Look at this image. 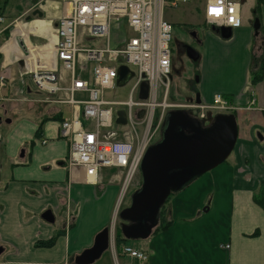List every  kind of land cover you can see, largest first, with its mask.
Masks as SVG:
<instances>
[{
    "label": "crops",
    "instance_id": "obj_1",
    "mask_svg": "<svg viewBox=\"0 0 264 264\" xmlns=\"http://www.w3.org/2000/svg\"><path fill=\"white\" fill-rule=\"evenodd\" d=\"M255 1L257 9L262 6L260 11L264 12V0ZM6 4L7 0L4 4L0 0L2 23L5 20L3 13ZM39 6L42 16H33L32 12ZM54 9V4L40 5L39 0H26L25 10L0 27V30L4 29L0 32V76H4L5 81V86H0V125L11 124L20 107L26 108L37 123L27 125L26 135L22 136L25 139H9V135L4 136L0 131V264H74V257L91 247L88 246L92 235L104 228L98 213L97 216L94 215L93 225L89 230L79 231L82 204L89 202V196L93 195L104 203L103 197L107 194L110 207L115 203L120 189V185L116 183H119V169L113 168L116 173L107 181L113 185H102V177L101 182L94 185L84 182L81 169L68 167L69 142L59 136V124L63 119L71 117V108L67 104L47 101V96L35 89L28 75L19 78L22 68L20 57L24 49L12 34L14 25L36 33L30 34L28 42L35 45L37 50L31 45L29 49L33 55L41 53V60L47 64H53L51 52L56 39ZM256 18L259 23L257 34L253 30ZM250 22V28L243 27L242 21L239 27L230 28L231 35L228 38L220 35L221 29L227 27L206 25L203 33L204 53L202 39L203 43L197 51L198 58L194 61L198 60L196 64L199 68L205 55L210 54L205 59V65L210 68L204 71L201 80L198 77L187 80L193 81L194 94H199L201 102L210 104L213 96L220 94L234 107L232 114L235 115L237 130L234 147L219 164V170H210L216 182L215 174L218 176V187L214 186L212 194L213 203L216 204L218 200L229 203L224 219L226 229L219 238L215 236L211 241L207 237L202 240L200 236L198 240L191 235L192 240L186 246L178 238V235L186 238L190 234L184 229L186 223L176 225V219L183 215L181 209L188 207L180 198L185 193H181L169 200L164 212V220L169 223L168 226L156 231L162 221L159 217V223L151 233L155 236L150 238V235L137 248L146 253L145 261L119 251L115 263L110 249V237L113 236L115 244L118 225L113 231L112 221L109 225V250L106 249L93 264H264V208L259 202L264 198V57L261 80L256 84H251L250 81L251 48L255 36L261 47L257 55L264 56V21L260 22L256 16ZM31 38L37 43H32ZM174 61L172 54V68L173 65L176 67ZM85 76L88 77L89 73ZM173 77L176 79L173 91L180 96L183 92L179 79L182 78L180 74L173 73L170 76L168 95ZM75 97L85 98L86 94L77 93ZM190 112L196 116L194 111ZM217 113L227 112L212 111L208 117ZM203 121L207 123V120ZM18 148L22 150L15 154ZM128 199L130 202V195ZM46 211L53 216L52 222L41 217ZM54 236L56 239L52 246H37V241ZM174 242L176 246L173 245ZM135 246L132 247L136 248ZM97 261L100 263H96Z\"/></svg>",
    "mask_w": 264,
    "mask_h": 264
},
{
    "label": "built area",
    "instance_id": "obj_2",
    "mask_svg": "<svg viewBox=\"0 0 264 264\" xmlns=\"http://www.w3.org/2000/svg\"><path fill=\"white\" fill-rule=\"evenodd\" d=\"M188 1L191 0H40V5L54 4L55 7L53 64H47L41 60V53L33 55L29 49L31 45L37 50L28 42L30 34L36 33L14 25L12 34L20 37L24 49L20 57L22 68L19 78L28 75L35 89L47 96V101L67 104L72 110L71 117L59 124V136L69 142L68 167L81 169L84 182L94 185L101 182L103 168L122 171L123 176L122 172L119 174L122 185L118 204L123 201L129 182L138 171L143 154L167 109H190L199 118L206 117L211 111L234 110L228 99L220 94H215L210 104L168 101L172 29L164 18V10L177 8ZM195 1L200 3L205 24L229 28L240 26V9L236 0ZM213 7H220L219 16L211 13ZM2 22L0 17V24ZM118 26L122 29L127 27L131 35L124 36L120 32L112 47L111 30ZM92 40H98L99 46H84L85 41ZM120 66H126L133 72L126 82L132 83L129 99L107 100L104 92L117 85ZM143 81L148 85L147 97L140 99ZM0 86H5L4 76H0ZM77 93H85L86 97L76 98ZM134 94L137 95L136 100ZM120 109L125 112L124 125L129 127L119 134L110 129L114 124L121 126L115 122L116 112ZM141 110L143 113L138 117ZM138 126L143 130L138 131ZM110 238V248L116 258L113 236ZM121 252L140 261L147 259L144 251L132 246H123Z\"/></svg>",
    "mask_w": 264,
    "mask_h": 264
},
{
    "label": "water",
    "instance_id": "obj_3",
    "mask_svg": "<svg viewBox=\"0 0 264 264\" xmlns=\"http://www.w3.org/2000/svg\"><path fill=\"white\" fill-rule=\"evenodd\" d=\"M32 15L41 17L42 13L35 9ZM258 27L256 18L253 23L255 34L258 33ZM220 35L223 38L230 37V28L221 29ZM188 55L192 60L198 58V52L194 49ZM132 76V71L120 66L117 85H124ZM147 90V82L143 81L140 99L147 97ZM195 100L200 102L198 93ZM142 113L143 110L138 117ZM116 115L115 122L124 125V110H118ZM236 132V119L232 113H217L205 123L189 110H167L159 127L158 139L147 146L141 159L140 185L130 194L129 205L118 213V227L123 238L130 241L148 238L159 223L161 209L167 198L181 192L199 176L222 163L234 147ZM41 217L48 222L53 221L49 211ZM109 237L110 227L106 226L95 235L90 248L74 257V264H93L108 249Z\"/></svg>",
    "mask_w": 264,
    "mask_h": 264
},
{
    "label": "rangeland",
    "instance_id": "obj_4",
    "mask_svg": "<svg viewBox=\"0 0 264 264\" xmlns=\"http://www.w3.org/2000/svg\"><path fill=\"white\" fill-rule=\"evenodd\" d=\"M255 2H256L255 0H247V3H244L240 6V12H241L240 17H241L243 27L247 26V28H250L251 27L250 21L256 16L259 18L260 22L264 21V12L260 11V9H262V6H260L259 7L260 9L258 10ZM199 6H200L199 2L195 0H191L184 4H180L178 8L164 10V18L166 21L170 23L171 29H172V39L173 40L171 43V51L173 55H175V49H174L173 43L176 40H181L183 38L188 40V38L184 37L183 35V31L186 28L196 29L199 32H202L200 39L204 40L203 33L206 31L205 28L207 26L204 23V18H203V15H202V12ZM25 8H26V0H7V4L4 10V13H3L5 20H4V23L0 25V27H3L4 25L8 24L11 20L16 18V16H18L21 12H23ZM253 9L255 11H253ZM35 18H37V16ZM53 25L54 23L52 24V26ZM123 25L126 26L125 23H123ZM52 30L53 28L50 29V31ZM120 32L124 34V36L131 35V31L127 27H124L123 29L120 26L113 27L111 30V35H110V45L112 47H114L116 43L114 38L120 37ZM49 38L51 39V37ZM16 39L19 41L20 37L16 36ZM30 41L32 43H37V41L34 40L33 38H31ZM84 46L85 47L99 46V41L98 40L85 41ZM204 47H205V40H204V44L202 45V48H203L202 53H204ZM207 55H210V54H207ZM207 55H205L204 60L199 64V68L197 64L192 65L191 63H184V65L186 66V71L181 75L182 79H179V83L182 84V87H181V90L183 92L182 95L191 94L190 93L191 91L187 88L188 79L195 80V78L198 77V80H201L200 78L202 74L204 73V71L209 70L210 66L205 65V59ZM91 67L92 65L90 64L89 68ZM175 82H176V79L175 77H173L172 88H170V92L168 95L169 102L182 101V98H181L182 95L181 96H179V94L176 95L173 91V84ZM131 84L132 83H125L122 86L115 85L111 89H106L104 92V98L107 100H112V101L128 100ZM194 91H195V85H194ZM136 96L137 95L134 94V100H136ZM227 96L230 97L229 95ZM158 101H160V99H158ZM63 106L64 105H62V107ZM0 114H2L1 106H0ZM33 123L34 124L36 123L35 118L27 112L26 108L20 107L16 111L14 121L9 125H6V124L0 125V131L3 132L4 136L9 135L8 137L9 139L10 138L13 139L15 137H16L15 139H25L22 136L26 135L27 125L33 124ZM128 127L129 125L118 126L114 124L110 130H115L117 133L120 134L121 132L125 131ZM137 129L138 131L143 130L141 126H138ZM18 134H20V136H18ZM154 137L150 140V143L152 140H154ZM20 150H22V148H18L15 154L19 153ZM219 167L221 166L219 165L213 170L214 171H216L217 169L219 170L220 169ZM121 172L122 171H120L119 174H121ZM115 173H116V169L103 168L100 173L102 180H103L102 185H113L112 183L107 182V181ZM215 175L217 177V182L213 180L211 172L208 171L202 174L201 176H199L194 182H192L184 190H182L181 192L177 194H173L172 197L170 198L172 199L178 194L185 193L180 198L186 202L185 205H188V207H186V209L184 210L181 209L180 212L183 215L179 216L176 219V225H184L186 223L184 229L188 231L190 234H188L186 238L178 235V238L184 241L186 243V246L189 245L192 240L191 235H193L195 239H198V236H200L202 240H204V238L207 237L208 241H211L215 236L219 238L221 236V233L226 229L224 225L225 224L224 219L228 212L229 203L228 201L221 202L219 200H218L219 202L218 201L215 202L216 204L213 203L212 194L214 191V186L216 185L218 187V176L217 174ZM122 176H123V172H122ZM122 176H121V179H122ZM116 183L117 185H122L121 180L119 181V183L118 181ZM135 185L137 186L135 187ZM139 185H140V173L138 170L135 173V175L132 177L131 181L129 182V187L127 190L128 195H126L123 201L119 204L117 203V199H116V201H114L115 203H112L110 207H109L110 201L108 199L109 196L107 194L103 197L105 200L104 203H101V201H98V198L96 195L89 196L90 201L84 202L80 209L81 218L79 219V224H78L79 231L81 232V231L89 230L93 225L92 220L94 219V215L96 214L97 216L98 213L101 216L102 228L105 226H109L111 222L114 221L112 225L113 231H114V227L119 225V222H120V219L118 217V212L116 211L118 209L120 210L121 208L129 204V200H128L129 195ZM116 198H118V195L116 196ZM62 214H64V211H62ZM72 215L74 216V213ZM76 217H78V215H76ZM94 235L95 234L92 235L91 242L88 247L92 246ZM154 236L155 235L152 234L150 238H153ZM128 243L129 245H132V246L136 245L137 247L136 246L135 247L138 248L145 242L143 240H137V241H128ZM194 244H198V243H194ZM162 245L164 248H166L164 244ZM173 245L176 246L177 245L176 242H174ZM180 249L182 248H179V250ZM106 253L108 254L109 252L107 251ZM114 259L116 261L117 258H114ZM96 263H100V262L97 261ZM115 263H117V261Z\"/></svg>",
    "mask_w": 264,
    "mask_h": 264
},
{
    "label": "flooded vegetation",
    "instance_id": "obj_5",
    "mask_svg": "<svg viewBox=\"0 0 264 264\" xmlns=\"http://www.w3.org/2000/svg\"><path fill=\"white\" fill-rule=\"evenodd\" d=\"M240 5L247 3V0H237ZM253 11H255L253 9ZM202 32H199L196 29H190V28H186L183 31V35L184 37H187V39L183 38L181 40H176L173 44H174V49H175V55L174 59L176 61H174V63L176 64V67H174L173 65V70L171 71V75L173 73V75H182L185 71H186V66L184 65V63H191L192 65H195L197 61L191 60L188 57V52L191 51V49H194L195 51H199V47L202 45L203 40L200 39ZM178 61V63H177ZM193 81L189 80L188 81V88L190 89V93L191 94H185L182 95V100H195L196 99V92L194 94V83H192ZM181 96V95H180Z\"/></svg>",
    "mask_w": 264,
    "mask_h": 264
},
{
    "label": "trees",
    "instance_id": "obj_6",
    "mask_svg": "<svg viewBox=\"0 0 264 264\" xmlns=\"http://www.w3.org/2000/svg\"><path fill=\"white\" fill-rule=\"evenodd\" d=\"M6 3V0H3V4ZM264 5V3H262ZM6 32L8 30H5ZM256 37L254 38V41H253V44H252V48H251V59H250V81H251V84H256L258 81L261 80L262 78V72H261V69H262V61H263V54L261 55H257V52L260 50V45L256 42ZM157 133L155 134V137L154 139L157 138ZM172 197V195H170L164 206L162 207L161 209V214H160V218H162V221L160 222V224L158 225V227L156 228V231H158L159 229L160 230H163L165 229L167 226H168V222H166L164 220L165 218V210H166V207L168 205V202L170 200V198ZM129 200V199H128ZM259 202L262 204V207L264 208V198L262 197L261 200H259ZM55 239H56V236L48 239V240H41V241H37L36 244L37 246H42V247H50L54 244L55 242ZM128 241H126L123 236L121 235L120 233V229L119 227L117 226L116 227V236H115V247H116V251H117V254L118 252L120 251L121 252V249L122 247L124 246L125 243H127Z\"/></svg>",
    "mask_w": 264,
    "mask_h": 264
},
{
    "label": "snow or ice",
    "instance_id": "obj_7",
    "mask_svg": "<svg viewBox=\"0 0 264 264\" xmlns=\"http://www.w3.org/2000/svg\"><path fill=\"white\" fill-rule=\"evenodd\" d=\"M211 13L214 14V15L219 16L221 14V9L219 11H216L215 7H213V10H212Z\"/></svg>",
    "mask_w": 264,
    "mask_h": 264
},
{
    "label": "clouds",
    "instance_id": "obj_8",
    "mask_svg": "<svg viewBox=\"0 0 264 264\" xmlns=\"http://www.w3.org/2000/svg\"><path fill=\"white\" fill-rule=\"evenodd\" d=\"M216 11L220 10V7H215ZM213 8H211V12H212Z\"/></svg>",
    "mask_w": 264,
    "mask_h": 264
}]
</instances>
